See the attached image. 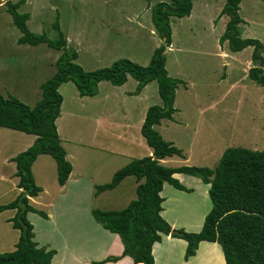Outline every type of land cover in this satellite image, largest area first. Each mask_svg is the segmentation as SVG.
I'll return each mask as SVG.
<instances>
[{"label":"trees","instance_id":"1","mask_svg":"<svg viewBox=\"0 0 264 264\" xmlns=\"http://www.w3.org/2000/svg\"><path fill=\"white\" fill-rule=\"evenodd\" d=\"M240 1L224 0L220 15L225 14L228 19L218 41L221 46L226 43L232 52L252 47V65L247 75L256 84L264 86V43L257 38L241 36L240 24L243 19L239 14ZM6 3L12 23L21 33L17 40L19 44L45 43L61 50V53L55 61V73L41 84L42 96L33 107L12 95L0 94V128L36 135L32 145L12 157L16 164L17 187L21 190L13 200L0 204V212L16 209L9 221L13 228L19 230V239L13 251L0 253V264H49L55 253L54 249L38 246L33 239V225L27 218V212L47 216L45 212L33 207L29 200L30 196H36L42 190L36 184L31 169L39 154L53 157L60 185L65 183L72 169L70 161L65 157L66 152L55 122L63 101L58 87L72 81L80 96H93L98 93L100 81L120 86L127 81L128 76L137 81L133 94H138L151 81L157 83L161 103L151 104L147 108L140 128L146 143L152 148V154L133 159L116 170L109 182L95 185L94 193L97 194L115 188L129 175L138 181L135 197L125 207L110 210L92 208L93 218L105 229L118 234L123 244L122 255H129L136 264H154L152 246L161 240L162 234L186 240L185 259L196 253L200 241H209L220 245L226 264H264V148L253 150L229 146L213 168L197 165L171 167L159 162V159L173 154L183 157L182 148L166 140L154 126L162 118L173 119L176 111V90L184 81L169 75L163 52L172 43L170 17L189 15L192 0H160L151 6V21L162 43L155 47L146 65L121 57L108 67L90 71L75 62L77 52L67 47L58 22L53 23L57 38L50 39L44 32L34 33L29 30V13L18 11L24 0L14 3L8 0ZM174 173L193 175L209 184L208 195L212 205L197 232L172 229L160 213L163 198L159 192L164 182L190 191L173 177ZM119 258L107 256L100 261H92V264L116 261Z\"/></svg>","mask_w":264,"mask_h":264},{"label":"rangeland","instance_id":"2","mask_svg":"<svg viewBox=\"0 0 264 264\" xmlns=\"http://www.w3.org/2000/svg\"><path fill=\"white\" fill-rule=\"evenodd\" d=\"M7 1L0 0V94L12 95L33 107L42 96L41 84L56 71L55 61L61 50L45 43L19 44L17 39L21 33L7 12ZM158 1L24 0L18 11L29 13V30L44 32L50 39L57 38L53 23L58 22L67 47L77 52L75 62L90 71L108 67L121 57L142 65L149 62L155 47L162 43L151 21L150 8ZM192 4L190 16L170 17L172 43L163 52L166 68L169 75L180 78L184 83L179 84L174 102L177 111L173 123L179 127L174 128L172 121L164 120L161 129L167 130V134L181 146L174 145L188 154L185 163L192 162L191 159H203L199 164L189 162L186 165L213 168L229 146L253 150L264 148V86L247 76L252 65L247 62L251 59L252 47L232 52L226 43L223 46L219 44L218 38L228 19L225 14L220 15L224 0H192ZM239 6L243 19L241 36L257 38L264 43V0H241ZM135 84L133 77L124 86H113L105 81L100 87L102 93L99 97H88L81 104L87 108L92 103L108 109L115 107L114 110L116 107L127 108L131 120L136 117L137 109L160 104L156 81H151L138 97L130 93ZM66 85L70 88H62L65 99L63 111L69 107L68 100L74 105L69 92L77 90L72 81ZM108 91H112V95ZM91 122L87 117L75 131H70L65 119L59 121L62 124L58 132L60 139L69 146V143H75L72 137L86 138L82 132ZM8 131L9 137L5 136L3 143L7 145L5 139L10 140L7 145L10 152L18 154L16 150L19 148L12 139L17 137L13 132H17ZM47 159L54 163L53 158ZM39 167L38 164L37 181L43 175L53 177V171L52 175L47 174ZM48 168H52V164ZM7 171L10 172V167ZM204 191V187L198 186L196 193L204 196ZM130 196L135 197V190ZM203 210L198 213H203ZM154 255L158 264L168 261L165 262L159 248L155 249ZM188 263L224 264L218 248H207L206 244L201 245Z\"/></svg>","mask_w":264,"mask_h":264},{"label":"crops","instance_id":"3","mask_svg":"<svg viewBox=\"0 0 264 264\" xmlns=\"http://www.w3.org/2000/svg\"><path fill=\"white\" fill-rule=\"evenodd\" d=\"M192 12L193 8L190 13ZM247 62L251 63V59ZM130 77L128 76L127 81ZM69 82L71 81L64 82L58 87L63 96L60 115L56 118L58 132L62 125L59 124V121L62 122L64 119L66 127L68 126L70 131H75L76 126L87 117L92 122L82 132V136L86 138L80 140L72 137L75 143H69V146H66L63 139H60L66 152L65 157L72 165L71 172L63 185H60L57 180L55 160L53 159L54 163H52L47 159L48 157L53 158L51 155L39 154L33 161L32 173L36 184L42 190L36 196H30L29 200L33 207L47 214L46 217H42L36 212H27V218L33 225V239L38 246L55 250L49 264H92V261H100L107 256L120 258L116 261L98 264H136L129 255H122L123 244L118 234L105 229L98 223L93 218L91 209L95 207L105 210L121 209L134 198L130 194L136 189L138 181L133 175L126 176L115 188L97 194L94 193L95 185L109 182L116 170L133 159L152 154V148L146 143L140 132L146 110L150 105L137 109L136 117H132L131 120L129 118L130 110L127 108L116 107L114 110L115 107L108 109L95 103L89 105L88 108L82 105L81 102L86 98H95L101 95L100 87L105 81H100L98 93L93 96H80L76 89L69 92V97L74 105H71L68 100L69 107L63 111L65 99L62 88H70V85H66ZM135 83L137 84L136 80ZM149 84L150 82L138 94H133L134 88L130 92L131 96H140ZM106 86L108 87V85ZM108 92L111 95L113 93L112 91ZM176 111L173 114V119L162 118L160 123L154 127L165 139L181 146L171 135L167 134V130L161 129L164 120L173 123ZM173 125L174 128L179 127L175 123ZM8 130L11 129L0 128V204L13 200L21 190L17 187L16 164L12 161L16 152H10V148L7 146L10 140L5 139L7 145L3 143L4 137H9ZM14 131L17 132H13L17 137L12 139L15 141L14 145L19 148L16 150L17 153L32 145L36 138L34 134ZM183 154V157L175 154L165 156L159 159V162L165 166L177 167L190 163L199 164L198 162L203 160L191 159L192 162L185 163L189 157L184 151ZM173 162L179 165H174ZM38 164L41 166L39 170H43L47 174H51L53 171V177L49 178L43 175L40 181H37L36 166ZM51 164L52 168H48ZM8 167H10V172L7 171ZM173 177L177 178L190 191L178 189L168 182H164L159 192L163 198L160 213L173 229L182 228L189 232H197L201 229L204 217L212 205L208 195L209 184L203 183L196 176L185 173H174ZM198 186L205 188L204 196L196 193ZM44 194L49 196L44 197ZM123 203L125 204L123 205ZM202 209H204L203 213H198ZM15 212L16 209H6L0 212V253L13 251L18 242L19 230L13 228L9 221ZM202 244H206L207 248H218L223 262L226 264L222 249L217 242L200 241L196 253ZM186 246V240L173 237L170 234H162L161 240L152 246L154 264H158L154 255L156 248H159L162 256L166 258L165 262L168 260L165 264H189L188 262L196 256V253L185 259Z\"/></svg>","mask_w":264,"mask_h":264}]
</instances>
